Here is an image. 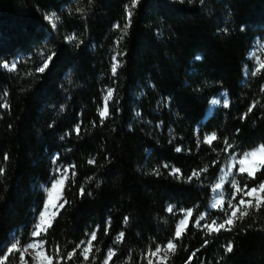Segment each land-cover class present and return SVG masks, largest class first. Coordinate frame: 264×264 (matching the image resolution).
Wrapping results in <instances>:
<instances>
[{
  "label": "trees",
  "instance_id": "16d2710c",
  "mask_svg": "<svg viewBox=\"0 0 264 264\" xmlns=\"http://www.w3.org/2000/svg\"><path fill=\"white\" fill-rule=\"evenodd\" d=\"M50 13L58 17L55 28L45 19ZM69 35L76 40L67 41ZM256 37L264 38V0H138L135 8L131 0H0V103L8 104L0 107V246L14 236L21 247L31 240L44 200L38 184L49 179L55 156L74 166L76 176L70 168L63 193L69 203L41 236L46 252L59 245L66 257L96 230L95 264L109 248L116 251L110 264H147L142 257L149 248L173 237L177 211L191 208L166 264H187L190 256L191 264H264V208L231 231L206 234L194 224L228 156L225 139L238 154L264 143V72L242 82ZM49 55L48 68L36 73ZM11 60L15 71L1 67ZM106 88L114 96L101 123L97 109ZM221 90L229 106L200 123L208 100ZM210 133L217 135L211 146L201 142ZM173 168L180 178L170 174ZM236 178L254 186L264 181V171L256 180ZM121 232L123 241L114 243ZM4 251L0 247V255ZM25 259L32 264L31 256ZM13 262L19 264V253L9 258ZM83 263L79 251L66 262Z\"/></svg>",
  "mask_w": 264,
  "mask_h": 264
},
{
  "label": "snow or ice",
  "instance_id": "6c2138e0",
  "mask_svg": "<svg viewBox=\"0 0 264 264\" xmlns=\"http://www.w3.org/2000/svg\"><path fill=\"white\" fill-rule=\"evenodd\" d=\"M138 0H131V7L135 8ZM77 11H82L81 9H77ZM127 16L130 18L132 15L131 9L126 7ZM45 19L52 25L53 28L56 27L55 21L58 20V17L55 14L45 16ZM114 27H119V25H115ZM128 25H124L123 31L126 33ZM122 39V37H121ZM66 40L69 42L75 41L76 36L69 35L66 37ZM118 43V42H117ZM53 59L52 55L47 56L44 60L43 65L37 67L35 69L36 73H43L49 66V62ZM199 59V57H197ZM255 67L249 72L247 67L245 68V75H251L253 77L260 75L264 72V60H261L260 56H255ZM111 72L113 76L117 75V70L119 68V62L117 60V56L113 55L111 57ZM3 67L8 69L9 71H15L17 69V65L12 63L9 66L8 63H4ZM31 75V73H29ZM261 92L264 93V86L261 87ZM5 97L7 93L3 94ZM114 89L108 88L103 95V106L97 109L98 115L100 117L101 123L110 115L109 112V102L113 100ZM221 103L219 98H214L210 101L211 105H218ZM258 101L251 104L248 108V112H252V110L257 107ZM229 106V101L227 99V95L224 94L223 98V107L227 108ZM0 107L7 108L8 104L5 101L4 103H0ZM76 133L79 134L80 126L77 125L75 129ZM217 140L216 133L206 134L201 141L204 144L212 145L213 141ZM198 145L199 146V143ZM225 148L224 152L228 155L227 163L224 167L221 168V175L219 176L217 182L213 185V192L216 193L220 198L215 199L210 207L212 209H218L224 212V217L221 222L218 223L216 219L211 220L210 223H205L202 227L206 230V234H212L216 232L231 231L235 226L236 221L243 220L246 216L251 214V211H259L264 208V181H260L258 184L254 186H249L247 183L241 185L240 181L236 178L237 176L246 177L248 180H256L257 173L264 171V143L252 148L249 151H245L240 155H237L235 151H230L233 149V144H231L227 139L224 141ZM177 151H181L180 148L176 149ZM5 161L8 159V156L5 155ZM57 163L56 158L53 159V164ZM89 164L95 163L94 159H90L88 161ZM164 167H168V165H164ZM71 168V177L74 178L76 176L74 166H66L63 168L57 167L54 169L56 175L50 181V187L42 186L43 190L46 193V199L44 201L43 210L39 211L37 222L34 224L30 237L32 240L21 247L20 238L18 236H14L13 242L10 244H4L0 247L6 248L3 255H0V264H9V258L15 256L16 253H19V264H28V261L25 259L26 255L32 257V264H66L67 261L72 260L77 251H79V255L83 258L84 264H89V259L91 256L92 264H95L96 257L92 256V252L94 249L93 242L97 240V231L93 230L89 234H86L87 239L81 240L75 247L68 251L66 257L62 255V249L59 245L56 246L54 252L48 253L45 250L44 239H40L41 236L46 235L49 228L52 226V222L55 220L56 216L59 214L60 209H63L69 201L66 200L63 193L65 191L66 182L69 179V171ZM235 169V171H234ZM5 169L0 167V175L4 174ZM206 171V169H201L199 171L193 170L191 176L188 177L189 182L193 178H199L201 173ZM171 175H177L179 177V169L173 168L170 172ZM231 178V179H229ZM226 183H230L231 185V198L226 201L227 207H224V193L221 191L223 186ZM80 194H84V188L81 186ZM91 193H89L90 195ZM169 213L174 212V206L169 205L167 208ZM182 218L175 226V232L171 239L167 241L166 244H156L155 249L152 250L149 248L148 252L145 253L142 257V260H146L147 264H166V262L170 259V255L175 254L177 249L176 241H178L184 231L188 226V222L190 217H192L193 209H181ZM205 220V214H200L196 218L195 226L201 227L200 221ZM128 218L125 217V223H127ZM108 233V228H105V234ZM124 233H119L116 238V244L120 243L124 239ZM205 244H207V240H205ZM96 252H99L100 249L96 248ZM198 251V250H197ZM226 252L232 251V244L229 242L225 249ZM195 255V253H193ZM116 256V251L114 248H109L104 256L102 264H110L113 260V257ZM192 257L190 256L187 264H191ZM14 264V262H13Z\"/></svg>",
  "mask_w": 264,
  "mask_h": 264
},
{
  "label": "rangeland",
  "instance_id": "374dc122",
  "mask_svg": "<svg viewBox=\"0 0 264 264\" xmlns=\"http://www.w3.org/2000/svg\"><path fill=\"white\" fill-rule=\"evenodd\" d=\"M52 14H53V13H50V14H48V15H52ZM257 55L260 56L261 60H264V38H258V37H256V38H254V39L252 40V42H251V46H250V48L248 49V51H247V53H246V56H245V64H244V66H243V71H242V73H243L242 82H244L247 78H249V77L251 76V75H247V76L245 75V68L247 67V69H248L249 72H250V71L255 67V59H254V57L257 56ZM4 63H8L9 66H11L12 63H15V64H16V60H11V61H9V62H2V63H1V67H2V68H4V67H3V64H4ZM4 69H6V68H4ZM7 70H8V69H7ZM106 89H108V88H106ZM106 89L104 90V94H105ZM224 94L227 95L226 90H221V91H219L217 94H215V95H213L212 97H210V99L208 100V104H207V106L205 107L204 115L202 116V118H201V120H200V123H203V122L205 121V119H206L210 114H212L213 111H214L216 108H219V107H222V106H223V98H224ZM214 98H219V99L221 100V103L218 104V105H211V104H210V101H211L212 99H214ZM227 99H228V101H229V97H228V95H227ZM102 106H103V102H102ZM198 127H199V125L195 128L196 131H197ZM259 145H260V144H259ZM257 146H258V145H257ZM250 150H251V149H250ZM247 151H249V150H247ZM235 153H236V152H235ZM236 154H237V155H240V154H242V153H239V154L236 153ZM54 158H55V156L53 157V159H54ZM53 159H52V165H51V169H50V177H49V179H48L47 181H45V182H41V183L38 184L39 189L42 190L43 193H44V200H43V203H42V207H41V209H40L39 211L43 210L44 201H45V199L47 198V197H46V193H45V191L43 190V187H42V186H48V187H50V181H51V179L53 178V176L56 175V173L54 172V169H55V168H57V167H60V168L66 167V165H63V164H60V163H56V164L54 165V164H53ZM227 160H228V156H227V158L224 160V162L221 164L220 169H219V172H218V174H217L215 180L213 181V183H212V185H211L210 198H209L208 203H207V205H206V210L202 212L203 214H205V220L200 221L201 227H198V228L201 229V230H203L205 233H206V230L203 229V227H202L205 223H210L211 220H213V219H216V220L218 221V223H219V222H221L222 219H223V218L221 217V213H222V211H220V210H218V209H212V208L210 207V204H211L215 199H219V198H220L216 193L213 192V185L217 182L219 176L222 174V173H221V168L224 167V166L226 165ZM234 171H235V169H234ZM229 179H231V178H229ZM221 191H223V193H224V200H225L224 207L226 208V207H227V203H226V201H227L228 199L231 198L230 193H231L232 189H231V185H230V183H226V184L223 186V188L221 189ZM169 205L174 206L173 204H168V205H167V208L169 207ZM167 208H166V210H167ZM183 209H184V210H187V209H191V208H183ZM174 210H175V208H174ZM180 210H181V209H180ZM180 210L177 211V212L179 213V216H178V219H177V221H176V224H177V223L179 222V220L182 218V213H181ZM211 210H215V211H216V213L214 214V216H213L212 218L209 217V215H208V212L211 211ZM202 213H201V214H202ZM38 214H39V212L36 214L35 223L37 222ZM195 222H196V220H195ZM35 223H34V224H35ZM194 224H195V223H194ZM33 226H34V225H33ZM175 226H176V225H175ZM212 234H213V233H212ZM40 239H42V238L40 237ZM86 239H87V238H86ZM86 239H85V240H86ZM31 240H32V238H31ZM31 240H30V241H31ZM30 241H29V242H30ZM11 242H13V241H11ZM83 264H84V263H83ZM154 264H155V261H154Z\"/></svg>",
  "mask_w": 264,
  "mask_h": 264
}]
</instances>
